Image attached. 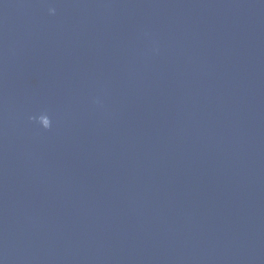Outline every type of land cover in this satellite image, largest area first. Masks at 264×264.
Here are the masks:
<instances>
[{
	"label": "water",
	"instance_id": "1",
	"mask_svg": "<svg viewBox=\"0 0 264 264\" xmlns=\"http://www.w3.org/2000/svg\"><path fill=\"white\" fill-rule=\"evenodd\" d=\"M0 264H264V0H0Z\"/></svg>",
	"mask_w": 264,
	"mask_h": 264
},
{
	"label": "clouds",
	"instance_id": "2",
	"mask_svg": "<svg viewBox=\"0 0 264 264\" xmlns=\"http://www.w3.org/2000/svg\"><path fill=\"white\" fill-rule=\"evenodd\" d=\"M50 14H55V8H49ZM32 119H36L38 123L45 129H48L51 127L52 121L51 118L47 113H42L39 115V119L37 117H32Z\"/></svg>",
	"mask_w": 264,
	"mask_h": 264
}]
</instances>
